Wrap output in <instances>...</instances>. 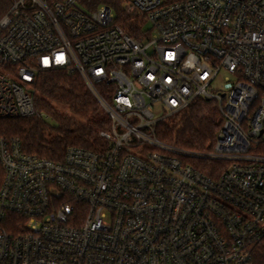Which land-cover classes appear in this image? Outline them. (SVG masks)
Instances as JSON below:
<instances>
[{
    "label": "built area",
    "instance_id": "obj_1",
    "mask_svg": "<svg viewBox=\"0 0 264 264\" xmlns=\"http://www.w3.org/2000/svg\"><path fill=\"white\" fill-rule=\"evenodd\" d=\"M47 70L78 74L110 125L95 148L69 145L60 160L0 136V264H255L264 0H9L0 116L38 114ZM202 98L223 119L214 148L163 139ZM190 158L227 165L213 177Z\"/></svg>",
    "mask_w": 264,
    "mask_h": 264
},
{
    "label": "trees",
    "instance_id": "obj_2",
    "mask_svg": "<svg viewBox=\"0 0 264 264\" xmlns=\"http://www.w3.org/2000/svg\"><path fill=\"white\" fill-rule=\"evenodd\" d=\"M93 7L116 0H89ZM9 0H0V15ZM117 8H121L120 4ZM38 114L27 117L0 116V136H18L25 150L40 156L60 160L69 145L95 148L99 131L107 129L110 118L78 74L65 70H47L35 83ZM50 116L52 122L44 118ZM223 123L217 104L200 99L162 129V138L193 151L214 148L217 133ZM203 172L218 177L227 165L208 158H190ZM255 264H264V239L254 249Z\"/></svg>",
    "mask_w": 264,
    "mask_h": 264
},
{
    "label": "rangeland",
    "instance_id": "obj_3",
    "mask_svg": "<svg viewBox=\"0 0 264 264\" xmlns=\"http://www.w3.org/2000/svg\"><path fill=\"white\" fill-rule=\"evenodd\" d=\"M227 75V73L226 72H224V71H222L221 73H220V75L217 77V80L215 81V83H214V87H216V89H220L221 88V85H222V83H223V81H224V77ZM44 118L47 120V121H50V122H52V118L50 117V116H48V115H46V114H44Z\"/></svg>",
    "mask_w": 264,
    "mask_h": 264
}]
</instances>
